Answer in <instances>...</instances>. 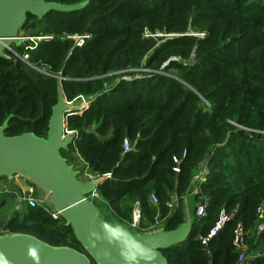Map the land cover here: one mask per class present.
Here are the masks:
<instances>
[{
    "label": "trees",
    "instance_id": "1",
    "mask_svg": "<svg viewBox=\"0 0 264 264\" xmlns=\"http://www.w3.org/2000/svg\"><path fill=\"white\" fill-rule=\"evenodd\" d=\"M21 29L54 35L28 52L33 65L53 75L9 50L11 59L0 58V125L10 116L5 135H46L60 75L67 102L79 97L89 102L67 116V130L77 138L62 155L87 172L108 175L96 191L115 217L126 222L138 201L143 226L156 215L165 218L166 202L177 196L179 205L164 225L175 229L186 219L183 198L206 164L200 185L209 199L206 214L194 212L187 238L163 250L168 263L236 264L233 229L241 222L251 238L249 251L261 252L246 264H264V0H89L72 12L49 11L40 19L28 14ZM189 30L206 35H180L161 45L153 36L143 37L145 31ZM83 32L91 38L82 47L62 38ZM171 55L182 59L161 69ZM145 68L152 72L143 78L121 79ZM171 70L176 76L164 74ZM124 138L132 146L128 152ZM22 203L0 220V234L25 233L81 250L63 220ZM221 209L231 218L204 250L198 236L208 233Z\"/></svg>",
    "mask_w": 264,
    "mask_h": 264
},
{
    "label": "water",
    "instance_id": "2",
    "mask_svg": "<svg viewBox=\"0 0 264 264\" xmlns=\"http://www.w3.org/2000/svg\"><path fill=\"white\" fill-rule=\"evenodd\" d=\"M88 1L64 4L46 0H0V58L11 59L7 53L11 47H24L28 43L19 37L28 14L40 19L49 11L80 10ZM57 79V101L51 108L44 137L32 132L5 135L10 116L0 125V190L5 187L18 195L16 177L32 186L40 205L50 213H57L65 226L71 228L81 250L51 245L30 234L5 232L0 234V264H124L118 244H108L91 235L99 233L105 223L121 228L120 241L130 253H138V244H150L158 253L152 264H169L163 250L185 240L191 230L193 218L186 197L192 190L184 197L185 221L175 229L152 232L130 227L108 212L99 200L90 198L108 175L84 176L86 167L78 168L62 155V151H70V145L77 138L76 132L67 130V116L83 110L89 102H82L81 97L67 102L60 87V75ZM30 247L37 251L38 261L29 257Z\"/></svg>",
    "mask_w": 264,
    "mask_h": 264
},
{
    "label": "built area",
    "instance_id": "3",
    "mask_svg": "<svg viewBox=\"0 0 264 264\" xmlns=\"http://www.w3.org/2000/svg\"><path fill=\"white\" fill-rule=\"evenodd\" d=\"M22 34H20L19 37H21L22 39H24L26 41L32 42L34 46L36 44H38V42H41L43 40L50 41V40L54 39L53 34H44V35L31 34V35H27L26 32L23 35ZM145 34L152 36V34H149L147 31L144 32V35ZM199 35L203 36L204 34L201 33ZM62 38L71 40L73 42L74 47H82L85 44V42L91 38V33H89V32L72 33V34L63 33ZM9 51L11 52V54L14 57L21 60L22 62H24L26 65L30 66L31 68H33L39 72H42L46 75H53L50 72H48L46 69L43 70L44 68L41 69L38 66L31 64V62H29V55L27 53L20 54L17 51H15L12 47L9 49ZM163 67H164V65H162V68ZM126 76H128V75H125L123 77H126ZM136 76L137 75L131 76V77H136ZM130 150H132L131 144L127 138H124V140H123V152H128ZM185 154L186 153L184 152L182 157H184ZM173 161L175 163H179V160L176 157L173 158ZM173 170L178 172L179 171L178 166L174 167ZM206 173H207V166H206V164H203L201 169H200V173L198 174L196 185L192 191L194 197L198 201L196 208H195V215L197 217H202L206 214V210H207V207L209 204L208 197L204 196L200 191L201 183H203L206 180ZM84 176L94 177L97 175L87 173V170H86L84 173ZM18 179L19 178L16 177L15 182H14V184L16 183L15 185L20 190V193L18 195L16 194L17 198L21 199L26 205H28L30 207L41 206L40 201L35 197L33 187L26 184L23 180H22V183H20L18 181ZM19 180H21V179H19ZM9 192H10V190L5 188V187L2 190H0V193H9ZM89 197L90 198H96L97 200H99V196H98L96 190L93 191L89 195ZM150 199L154 204L157 202V199H156L155 195H153V194L150 195ZM166 205L168 208V213H167V216L165 218H160L159 215H156L154 217L153 222L144 223V225L141 226V223H142L141 208H140L139 202L137 201L133 205L131 219L127 223L130 227L136 228L140 232H152V231L164 228V225H165L168 217L178 207L179 198L177 196H172L171 199L166 202ZM44 209L48 212V210L46 208H44ZM257 212L260 213L261 209L258 208ZM48 213L53 219H59V216L57 213H50V212H48ZM230 218H231V214H228L225 211V209H221L218 213V216H217L215 223L209 229L208 233L205 235H199L198 236V239L200 240L202 246L204 247V250L207 249L209 242L225 226V224L230 220ZM262 229H263V226L259 225L258 231H261ZM245 232L246 231L244 230L243 224L241 222L236 223V225L233 229V239H232L233 246L238 251V259H237L236 264H246L250 259H254V258L260 256V254L258 252H256L254 254V253L249 251V247H248V244H247L246 239H245V237H246ZM209 264H212V263H209Z\"/></svg>",
    "mask_w": 264,
    "mask_h": 264
},
{
    "label": "rangeland",
    "instance_id": "4",
    "mask_svg": "<svg viewBox=\"0 0 264 264\" xmlns=\"http://www.w3.org/2000/svg\"><path fill=\"white\" fill-rule=\"evenodd\" d=\"M26 31H24L23 29H20V34H24ZM204 34L203 36H201V35H199V34ZM22 34V35H23ZM180 35H191V36H196V37H199V38H203L205 35H206V33H204V32H198V33H193V31L192 30H189L186 34L185 33H183V34H181V33H162V32H158V33H155V34H152V36L153 37H155L156 38V43L158 44V45H161L162 43H164L166 40H171V39H174V38H176V37H179ZM150 35H147V34H145L144 35V33H143V37H149ZM28 43L27 44H25V46L23 47L24 48V50H23V52H21L20 54H23V53H27L28 55H29V51L30 50H32L33 49V47H34V45H33V43L32 42H30V41H27ZM13 48V47H12ZM14 49V48H13ZM16 58V57H15ZM182 58L180 57V56H173V55H171L170 57H169V59H167L165 62H163L162 63V65H164V66H166V65H168L169 64V62L170 61H173V60H181ZM29 62H31L30 61V59H29ZM31 64H33L32 62H31ZM162 65H161V69H162ZM39 67V66H38ZM39 68H41V69H43L42 67H39ZM43 70H45V69H43ZM137 72H138V74H136L137 76L136 77H129V76H126V77H122L121 79H123V80H125V81H131V80H133V79H139V78H143V77H145V76H147L146 74H149L150 72H152V70L150 69V68H145V69H138L137 70ZM167 72V73H166ZM164 74H166V75H171L172 76V74H173V76H176V72H174V71H166ZM145 75H144V74ZM82 98V102H85L86 100L85 99H83V97H81ZM69 159V158H68ZM71 160V159H70ZM77 162L79 163V161L77 160ZM71 163H72V160H71ZM78 168H80V166H78ZM207 172H208V169H207ZM87 173H90V172H87ZM200 173V171H198V174ZM90 174H93V173H90ZM18 181L20 182V183H22V180H19L18 179ZM15 182V181H14ZM16 184V183H15ZM27 184V183H26ZM15 196H14V195ZM16 194L13 192V193H9V194H7V195H5V196H3V197H0V220L2 221V222H4V221H6L8 218H10L11 216H13L14 215V208H15V206L17 205V199L18 198H16ZM179 198V197H178ZM190 198H192L193 200V202H191V200H189V204H188V201H187V204H188V207H190L189 209L192 211L193 210V208H194V206H195V208H196V205H197V199L195 198V197H193L192 195H191V197ZM99 201H100V199H99ZM185 201V199H183V202ZM101 204L104 206V203H102L101 202ZM194 204V205H193ZM24 205H25V203H24ZM18 206H19V209H21L22 210V208H20V205L18 204ZM131 212H132V210H131ZM131 212H130V215H131ZM258 213V212H257ZM130 215L128 216V218H126V222H129V218H130ZM3 229V228H2ZM246 234H247V232H245ZM249 234V233H248ZM245 239H246V237H245ZM251 239V238H250ZM250 239H246V242H247V244H248V247H249V245L250 246H252V242H251V240ZM252 251V253H254L255 254V252H258V251H255V250H251ZM259 254H261V252H258Z\"/></svg>",
    "mask_w": 264,
    "mask_h": 264
},
{
    "label": "clouds",
    "instance_id": "5",
    "mask_svg": "<svg viewBox=\"0 0 264 264\" xmlns=\"http://www.w3.org/2000/svg\"><path fill=\"white\" fill-rule=\"evenodd\" d=\"M96 240L106 241L108 244H118L120 247V256L124 264H152L156 260L158 253L155 250V246L150 244H138V253L132 254L129 252L128 247L120 241L122 236V230L120 227L113 228L111 225L105 223L101 225V231L93 232L91 234ZM29 257L38 261L37 251L30 247Z\"/></svg>",
    "mask_w": 264,
    "mask_h": 264
},
{
    "label": "crops",
    "instance_id": "6",
    "mask_svg": "<svg viewBox=\"0 0 264 264\" xmlns=\"http://www.w3.org/2000/svg\"><path fill=\"white\" fill-rule=\"evenodd\" d=\"M198 178V177H197ZM193 191V190H192ZM191 195L194 197V195H193V193L191 192L187 197H186V199H187V201H188V204H189V200H191V202H193L194 200L192 199V198H190L191 197ZM184 199V198H183ZM193 200V201H192ZM187 204V205H188ZM194 205V204H193ZM105 206V205H104ZM105 208H106V210L108 211V212H110L111 213V211L105 206ZM183 208H184V204H183ZM190 207H188V210H189V214L191 215V217L193 218L194 217V212H195V206H194V208H193V210L191 211L190 209H189ZM185 212V211H184ZM112 214V213H111ZM186 214V213H185ZM113 215V214H112ZM114 216V215H113ZM125 223H127V222H125ZM128 224V223H127Z\"/></svg>",
    "mask_w": 264,
    "mask_h": 264
},
{
    "label": "flooded vegetation",
    "instance_id": "7",
    "mask_svg": "<svg viewBox=\"0 0 264 264\" xmlns=\"http://www.w3.org/2000/svg\"><path fill=\"white\" fill-rule=\"evenodd\" d=\"M46 1H50V0H46ZM22 204H24V202ZM22 204H20V205H22Z\"/></svg>",
    "mask_w": 264,
    "mask_h": 264
}]
</instances>
